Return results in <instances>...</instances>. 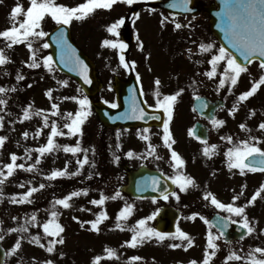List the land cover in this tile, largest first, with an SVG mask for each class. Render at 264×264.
<instances>
[{
    "label": "rangeland",
    "instance_id": "1",
    "mask_svg": "<svg viewBox=\"0 0 264 264\" xmlns=\"http://www.w3.org/2000/svg\"><path fill=\"white\" fill-rule=\"evenodd\" d=\"M201 1L202 3L206 2V0ZM3 6L10 7V0H4L3 4H0V31L9 28V26L5 23L7 17L5 16V13H3ZM146 15H148V17H141V19H144L145 21L139 22L137 24V30H144L147 33L151 32V34L154 35L155 38L148 55L149 57L147 56V58L143 60L136 59L127 61V63L130 65H132L133 62L135 63L133 73L136 75V77L139 76L142 80L145 77H147V79H159L161 81V84H171V82L168 80V73L170 70L174 69L183 71L184 69L196 68L201 71V78L203 80V84H205V91L208 92L211 86L214 87L219 83V80L223 73V68L225 66V62L223 61L218 65L217 73L213 77L214 81L216 82H213V80H211L209 84L205 80V73L211 70L209 60L211 59L212 55L216 54L217 47L213 48L209 52H201L200 50V44L213 43L211 40L208 41L210 38L206 31V25H208V21L204 19L203 15L196 18V20H186L188 23H185V25L183 24V20H181L180 24H183V28L181 29H184V31H182L183 34H181V37L183 38L181 42H177L176 40V36H178V34H174L175 29L173 22H170L166 25L165 23L161 24L162 18L160 15L156 13H148ZM156 19L158 21L154 22ZM187 26H189L190 29H187ZM160 27H162V29ZM159 32H161V36L157 40L156 36ZM97 35L98 33H96L94 36L97 37ZM35 55L36 58L40 57V55ZM16 59L18 63H20L21 60L19 54H17ZM29 60L30 59H26L24 61V65H28ZM108 62L110 61L106 60L101 63L97 62L96 65V70L98 68H101L100 75L97 73V77L102 84V92L98 95L96 100L103 102L106 101V103H112L110 86L112 85L113 78L117 77L118 79H123L125 78V76L120 73V64H118L117 62L110 64L111 67L115 68V72L110 73L104 70V65H106V63L108 64ZM145 67L150 71L148 74L143 76L146 72L142 71L141 68ZM173 73L175 75L179 74L178 71H174ZM44 78V76H41L40 80L37 82L38 87H41L39 90H35L31 93L30 91L21 92L20 96L17 97L16 94H19V89L10 85L9 87H7L6 84L7 82H9L8 79H6L7 82H5V79L1 77L0 87L5 88L7 91H5L4 93H0V99L6 102L5 104H0V118L11 116L9 118H6L8 120L5 119L4 122H0V137L6 138L1 148H17V145L19 144V133L21 131L19 121L20 117L19 114L16 111L13 112V110L20 104H31V106H33L32 108L37 112L42 110V114L38 115V117L40 118L38 123L36 124L37 127L35 129L39 134L45 125L43 120L44 116L52 114L53 111H56L52 109V104L55 103L58 105L57 114L59 113L63 117H67L66 114L68 112H72L74 114L77 110H79V105L75 102V100L65 99V97H76L77 99L83 98L75 85L73 86V90L72 86L61 85V83H66L68 79L64 77L62 81L58 83L61 80V77L51 74L49 77L51 81L49 80V83L44 86L42 82ZM248 80L249 78L246 75L242 74L239 77L237 84L243 86ZM146 83L147 82H145V84ZM229 84L230 82L228 83V85ZM12 89H15V91H12ZM168 89L169 86H167V90ZM49 90H51L52 92L51 98L46 95ZM71 92H73V96H71ZM214 94L220 95L221 93L219 91ZM256 96H259V94L256 93ZM249 98L254 99V95ZM61 100H64L66 102L72 100V104H65L66 102H63L64 104H62L61 107V102L57 103ZM182 110V115H191V111L188 106H182ZM92 112L93 111H91L90 116L95 115ZM227 112L228 109L223 110L221 111L220 115H226ZM51 120H53V118H51ZM34 121L35 119L27 122L26 124L34 123ZM49 125L50 121H48L47 126ZM47 126H45L43 130L45 132L39 135L40 141L36 144L37 147H42L47 144ZM28 127H31V131L34 129L33 126H25V128ZM57 127L60 131H65L64 126ZM37 133H34V135L38 136ZM60 140L61 139H59V141ZM76 141L77 140H75V143ZM56 142L58 141L56 140ZM90 145L91 148L94 147L92 146V143ZM16 150H19V147ZM1 152L2 151L0 150V153ZM53 152L55 151L46 153V155H41V157H34L33 160L34 162H36L37 158H39L41 164L48 162L49 164H51V157L54 156L57 159L55 166L58 168L65 167L70 154L64 151H57L56 154L50 157V153ZM84 156L85 152H79L75 155H72L74 166H77V161L82 160ZM92 162H94L93 158ZM101 165H104V163H101ZM217 166L219 169L218 172H213L211 175L201 181V186L205 187L206 193H212L220 202L224 204L232 203L234 206L238 207L246 206L245 214L248 217L250 226L256 229L259 228L264 230V192L261 193V196L258 197L253 204H248V201L251 199L254 193L260 189L261 185L257 184V182L255 181L257 177L252 173H247L246 171L244 172V174H241L238 169L230 170L229 168H224L220 160H218ZM50 168L51 165L46 169L49 170ZM35 173L40 174L38 172ZM116 173L117 172L115 171L114 174L116 175ZM41 174L47 181H49V179H47L49 173L42 172ZM200 174L201 170L198 169L197 176L199 177ZM19 175V171H14L13 175L9 177V180L5 182V184L0 185L2 186V188L0 187V211L6 204V200L4 199H7V202L9 201L10 209L17 210L18 202H12V197H16L17 200H19L31 188H36L37 191L35 192L39 191L40 188L38 186L29 185L26 187H21L19 183ZM115 175H113L111 168L106 171L107 179L113 180ZM65 177L66 176L59 178H61L62 181H65ZM78 189L79 187L75 186L73 188V191H77ZM117 191L118 188L115 186L97 188L93 189V191L88 192L83 196V199H90L89 203L87 202L85 204H82L81 202H79V199H77L78 201L74 200L72 206L66 209H62V206L57 205L56 212L58 213V216L56 220L64 228V232L61 233V236L64 239V243L60 245L56 244L54 246V251L52 253H49L44 247L48 246L49 241L52 240L53 237L39 232L40 244L44 245V247L36 245L39 254L34 255L33 253L32 256L29 255L30 259L33 262L38 259L39 264H47L48 261H52V264H93L94 258L100 256L102 259L99 261V264H189L188 262L196 261L197 258L201 257L198 241H196V243H193L190 247L188 245L186 247L180 245V247L174 248L170 247V245L172 244L169 240L164 239L161 241L153 237L150 240H146L142 244H138L136 247H130L126 242L130 241L133 235L131 229L136 226L137 222L141 219L146 220L147 226L153 228V220H148L147 218L149 216L155 215L160 206L156 202L132 203L130 199H124L122 197H118L113 200L111 197H113ZM101 194L108 197V199L110 200L107 199V202L105 201L103 205L92 204L91 201L98 200ZM38 196L42 197V193H40ZM233 197L238 198L234 201ZM73 199L75 198L73 197ZM175 201L176 199H168V205L173 208L175 206ZM191 201L194 203L200 201L204 205V210L201 208V206H197L193 210L195 213H199L200 216H205L208 212L211 211V208H214V210L217 209L219 211L226 212L224 210L216 208L211 203V199H203V201L202 199H191ZM77 203L79 205H77ZM125 205L133 206V215L131 214V216H129L127 220H120L119 223L121 225V228H117V215L122 210V208L125 207ZM49 210H51V207L47 206L46 211ZM101 212H105L107 218L102 220V222L97 226L98 230H94L92 228L91 222L95 221L97 215ZM187 212L190 211L186 210V212L182 214L183 221H180L178 227H180L183 231L186 229H192L196 232L192 235L195 236L196 239H198L197 234H200V229L202 233H205V228H202L203 225L199 217L195 216V218L193 219L192 217L194 215L189 216ZM0 214L2 215H0V233H6L8 229H13V227L21 222V219H19V217L21 216L17 213L13 215V217H11L10 214V217H6V219H3L4 217L1 212ZM230 215L232 219L234 218V220L237 218L241 219L240 217H236L233 214ZM50 219H52L51 214L41 215L40 223L42 222V220L44 221V223H46ZM35 223L38 225L37 220L35 221ZM31 225L35 226L34 223H32ZM21 226L26 227V224L22 223ZM27 227L32 228L31 226ZM83 230L85 232V236H82ZM84 242L86 243V245ZM77 243L79 245V249L75 248V245ZM186 243L187 242H185V245ZM174 244L179 245L180 243L175 242ZM61 245H63V247H61ZM106 248L113 249L116 253V256L110 259L107 258V253L105 252ZM251 251L252 250H248L246 241L244 242V245L238 250L239 253H248ZM132 257H140V259L137 261H132ZM245 257L247 259H241V261H239L240 259L238 261L234 260L229 264H247L248 256Z\"/></svg>",
    "mask_w": 264,
    "mask_h": 264
},
{
    "label": "snow or ice",
    "instance_id": "2",
    "mask_svg": "<svg viewBox=\"0 0 264 264\" xmlns=\"http://www.w3.org/2000/svg\"><path fill=\"white\" fill-rule=\"evenodd\" d=\"M137 0H85L84 3L79 4L76 7H68L62 4L56 3V0H30V6L24 10L21 4H17L15 7L12 8L10 13V20L12 24L9 28L0 31V38H3L6 41V47L11 48L13 45L20 44V43H27V46L30 51H32V62L28 65L31 68L40 67V64L36 61L35 51L32 49V39L31 38H41L47 35L41 29L42 21L47 17L50 16L58 25H68L73 19L76 20H83L86 19L90 14H92L97 9H111L117 3H126L128 5H132L136 3ZM224 2V9L218 13L221 17V23L218 25L221 31L224 33L225 40L228 43V46L233 49L236 53L239 54L240 57L243 58L244 61L251 63L253 59L262 58L261 59V68H264V0H223ZM190 0H177V2L171 3L169 7L171 8H179L184 11H190L188 8V4ZM23 15V19L20 20L19 17ZM167 18L161 20V24L165 22ZM125 24V19L122 17L116 20L114 23L107 27V32L112 36L118 37L119 36V29L122 25ZM177 29L181 28L182 25L179 23L175 24ZM57 43L60 45L62 54H61V62L65 64V66L69 67L70 71H76L80 77L83 79L85 84L91 83L89 76H88V66L80 59L79 56L75 55V50L71 48L70 45L67 44L66 40L63 37V33L61 32L58 36ZM102 46H106L112 49H118L120 52L119 61L122 66L125 68L129 67V64L125 61V56L123 55L124 50L127 48V44L123 41L114 40V39H105L102 42ZM44 48L49 47L47 43L43 44ZM201 52H209L214 48L213 43L207 44H200ZM191 51V50H189ZM225 62V66L223 68V73L219 80V87H224L226 82H230L232 86H235L238 83V79L242 73L246 72L248 69L244 64L238 62L237 56L233 54L232 51H229V48L225 46H220L216 52V54L212 55L211 59L209 60V64L211 65V70L206 72L205 74L212 78L217 73V67L220 62ZM9 62L8 57L5 55L4 51L0 49V65H4ZM43 65L49 71L53 70V61L52 57H45L43 60ZM133 68L135 67V63L133 62L131 65ZM24 77L22 75H18L17 79L22 80ZM137 80H139V76H137ZM156 86V91L154 95L157 97L155 103L156 110H163L165 119L163 120V143L168 149H172V145L175 143L172 133L170 131V122L173 118V109L174 105L177 102L178 97L181 95L183 89L177 91L175 94L171 95H164L162 99L159 97L161 93L159 91V86L161 81L156 79L154 81ZM261 85H264V75H262L258 81L253 82L251 88L243 93L240 94L238 97V101H245L249 97L253 96ZM7 91L5 88L0 87V93H4ZM15 91V89H12ZM231 91V89H229ZM46 95L51 98L52 92L49 90ZM141 95L143 92L141 91ZM65 99H73L79 105V110H77L74 114L72 112H68L66 114L67 119L70 122H66L64 124V128L67 129V135L75 136L77 134L82 135V126L84 125L87 118L91 115L90 110V102L87 96L83 98L77 99L76 97H65ZM199 99V97H197ZM6 102L0 99V104H5ZM110 107L116 108L117 105L115 103L111 104ZM52 109L56 110L52 112V115H56L58 111V105L52 104ZM37 115L42 114V110L35 113ZM254 114V113H253ZM30 111L29 109H25L23 113L24 119L30 118ZM147 113L145 110L139 106L136 101L135 96L132 97V103L129 110L120 116L116 117L115 119H136L142 120L145 118ZM2 119V118H0ZM151 119L159 120L160 116L153 115ZM44 123L45 126L48 125V117L44 116ZM213 125L220 126L223 125L225 122L223 120H217L215 118L212 119ZM242 129L246 128V125H240ZM261 130H264V123L259 125ZM145 135H141V139L148 140L149 136L146 133L149 132V129L145 128L143 130ZM39 134V133H37ZM192 135V131L189 132ZM65 133L60 131L55 122L51 124V133L47 138V144L45 146L39 147L36 149L41 155L45 153L52 152L53 150L59 149L61 146L54 142V138L57 136H63ZM27 136V133H25ZM5 137H0V147L3 146L5 142ZM222 139H227L229 142L232 141L231 137H222ZM206 144L207 142L204 141ZM148 155L155 154V146L152 144L148 145ZM216 149V145H212L211 148L204 147L203 153L205 156H210L213 151ZM63 151L66 153H72L73 155L84 151L85 153L87 150H82L80 147V142L77 141L74 147L72 146H63ZM129 157H132L134 153L129 152L127 154ZM227 157V164L228 168L231 169H238L241 174H244L245 170L249 172H256L262 171L264 172V150L260 147H257L254 143L249 141H242L237 145L229 148L225 153ZM259 157L260 159L257 160L256 158ZM18 157L15 154L11 155V162L4 165L7 172L5 174L4 171L0 170V185L4 184L8 177H11L16 168L25 169L24 164H17ZM118 160L119 157H116ZM171 159L174 161L173 168H182L184 165V160L180 157V155L175 151L171 150ZM36 164L40 163V159L37 158ZM78 165L82 168L85 164L88 163L87 155L84 156L82 160L77 161ZM35 165L28 167L25 169L26 171H32ZM78 173H71L69 174L66 170H53L50 176L47 179H55L57 177H64L66 175H76ZM173 184H176L181 191H186L189 186H194L195 181L192 177L184 175L183 173H177L175 176L170 178ZM45 185L41 184L40 188H43ZM159 187V179L156 177L152 178L151 188L153 191H156ZM139 190V189H138ZM37 191L36 188H31L27 193H25L19 200L16 197H12V202L16 203H24L30 202L29 197ZM264 192V184L260 186V189L257 190L251 199L248 201V204H253L258 197L261 196V193ZM84 194H87V191L84 190ZM242 194V193H241ZM80 195V192L73 191L69 196L64 197L63 199H58L55 201V204L62 205L64 208H68L69 200L72 197ZM169 193L165 190L162 193L163 198L166 200L168 198ZM171 195H175V193H171ZM120 196V192L117 191L112 199H116ZM205 199L211 198V203L218 209L224 210L230 214L235 215L236 217H240L239 221L231 219L229 217H218L217 223L219 224L218 231L220 235H224V230L227 229L229 223L236 224L239 223L240 228L245 229L247 233H252L254 228L250 226L249 220L247 215L245 214V207L246 206H234L232 203L224 204L220 202L212 193L208 192L205 194ZM238 197H233L235 201ZM108 197H105L101 194L98 200H92L91 203L95 205H103L105 200ZM179 199V197H177ZM132 205H125V207L118 213L117 215V228H121L119 223L120 220H127L128 217L132 213ZM58 213L56 211L51 212L52 219L48 220V222L42 225L43 232L45 235L53 237L52 240L49 241L46 251L52 253L54 251V246L59 243L63 244L64 239L61 236V233L64 232V228L61 224H59L56 220ZM106 213L101 212L97 215L96 220L92 221V228L94 230H98V225L102 222V220L106 219ZM195 218V214L192 217ZM37 219L35 214H32L30 221L35 222ZM148 220L154 219L153 216H149ZM204 222L207 224L208 221L201 217ZM211 227V225H210ZM123 230V229H122ZM9 231H27V228L21 226L20 229H10ZM131 231L133 235L131 240L126 242L130 247H136L138 244H142L146 240H150L155 237L158 240H164L168 236H172L175 238H179L182 241H187V245L190 247L193 244V239L187 233L180 230L177 227L175 233H165L159 232L155 228L148 227L146 220L141 219L137 222V225L134 226ZM56 237H60L59 239H55ZM3 236L0 235V240H3ZM219 237L213 236L211 232H209L207 237V247L205 250L204 259L202 264H210L212 257L215 256L216 250L218 245L214 242ZM32 242H35L41 247L44 245L40 244V237L34 236L32 237ZM21 244L19 240L15 243L14 247L10 250V252L6 253V255H11L15 253ZM170 247H180V245H170ZM208 249L212 251L209 252ZM187 250V249H185ZM107 253V258H113L116 256V253L113 249H105ZM254 253H259L262 257H264V248H255L248 254V261L247 264H264V258H257ZM102 258L97 256L93 260V264H99V261ZM140 257H132V261L139 260ZM239 260L241 259L235 253H231L227 258V260ZM47 264H52V261H48ZM190 264H197L196 261H191Z\"/></svg>",
    "mask_w": 264,
    "mask_h": 264
},
{
    "label": "flooded vegetation",
    "instance_id": "3",
    "mask_svg": "<svg viewBox=\"0 0 264 264\" xmlns=\"http://www.w3.org/2000/svg\"><path fill=\"white\" fill-rule=\"evenodd\" d=\"M143 1L144 0H137V2L132 5H128L126 3H117L111 9L95 10L86 19H73L68 25H61L66 26L71 36L77 38V42L82 46L83 50L93 53L102 59H119L120 55L118 49H112L106 46H102V42L105 39L123 41L125 44H127V48L123 52L125 59H134L139 55H144L146 53V50L148 49V42L143 44L141 48L138 49L136 40H134L133 42H129V40H123L121 36L122 29L128 26L131 33H133L132 29L137 22L138 13H145V11L147 10L165 17V13L163 12L154 9H146V5L143 3ZM56 3L68 7H76L79 4L83 3V1L56 0ZM21 5L23 6V9L26 10L30 6V3ZM11 10L12 8L9 9V16ZM122 17L125 19V24L122 25L118 30L119 36H112L107 32V27ZM23 18V15L19 17L20 20H22ZM89 21H94L96 22L97 26L104 27V34L98 41H93L89 38H86L84 36V33L82 32L81 25ZM61 25L56 24V22L50 16H47L42 21L41 29L38 30H43L45 33H47L48 31L46 32L44 30L45 28H49L51 30ZM42 38L44 39V37L31 38L32 49L34 51L41 50V47L39 45ZM18 52L20 53L21 59L23 61L27 59V55H32V51L29 50L27 43H20ZM14 55V52H10L9 54H7L8 58L14 57ZM10 70L17 72L22 76L36 75L39 71L38 68H29L27 65H22L19 68H10L9 71ZM125 71L127 74H129V70L125 69ZM174 71H178L179 74L175 75L173 73ZM256 71L259 72L256 75H246L249 80L243 85L242 93L249 90L253 82L258 81L259 78L264 75V72L258 70ZM168 75L171 76V78L168 79L171 84H160V99H162L164 95L175 94L177 91L183 89L175 105L180 104L181 106H184L189 105L195 97L203 95L198 86L191 84L192 79L186 78V74L183 71L173 69L169 71ZM167 86H169L168 90ZM155 91L156 86L154 83L151 84L150 89H144L143 91L144 100L152 109L155 108L157 99V97L154 95ZM256 93L259 94V96H256ZM256 93L254 94L253 100L248 98L247 100L241 102L238 101V97L240 95H235L232 89L231 91L227 90L224 94V98L226 100V103H228L230 111L227 115L214 116L215 119L223 120L225 122L220 126L213 125L212 121L207 122L205 120H202L196 115H173L169 127L175 143L172 145L171 150H175L184 160L185 163L182 168H173L172 165L174 161H172L171 159V150L168 149L163 143V120L165 119V117L161 119L160 124H151L148 127L144 126L135 128L120 127L113 130L104 128L97 121V118H91L87 122L88 126L86 135L87 137L91 138L92 143H94L95 145L93 157L95 165L92 173L88 171L89 166L86 169L84 165L83 168L77 172L78 174L67 175L64 185H73L75 181L81 182L83 186L88 185L91 180L96 183L101 182L102 184H104L106 181L111 182L112 179H105L106 171L110 168H114L117 172L120 173V175L115 176L113 179L114 183L119 186L126 183L128 172L137 171L142 168L157 171L169 179L175 176L177 173H183L184 175L192 177V179L195 181V185L189 186L188 191H182V193L176 196L174 199H177V197H179V203L183 204L181 209H184L185 212L186 210H189L190 212L187 213H189L190 215L196 214L200 216L199 213H195L193 211L196 206L193 205V202L188 201V199H205L204 197L206 191L205 187L201 186V181L211 175L213 172L219 171L217 166L218 160L222 162L224 168H228L227 157L225 156L227 150L242 141H249L251 143H254L257 147H260L262 150H264V130H261L259 128V125L261 123H264V85H261ZM211 95H214V93L211 92ZM239 103H243L246 110L242 115H233V107ZM161 111L163 110L161 109ZM151 121H154L156 123L158 120L151 119ZM196 123L203 124L208 130V139L206 140V144L192 138L189 134L193 125ZM239 124L246 125V128L242 129ZM145 128L149 129V132L146 133V135L149 136L148 140H143L140 138L141 135H145V133L143 132ZM222 137H231L232 141L229 142L227 139H222ZM149 144L155 146L156 151L154 155H148ZM66 145L73 147V136H69L67 135V133ZM212 145H216V149L210 156H205L203 153L204 147L207 146L211 148ZM129 152L134 153V155L132 157H129L127 155ZM36 154H38L36 149H27L26 147H23L22 153L19 155V162H23L22 164H24L25 169H27L28 167H30L28 165V161H30L31 157L35 156ZM69 154L70 157L67 159L65 170L69 174H71L74 173L75 170L72 157L73 154ZM24 157L26 158L24 159ZM116 157H119V159L117 160ZM101 163H105V165H101ZM55 164H53L52 171L58 170V167H56ZM34 168H38V165H35ZM18 169L20 168H16L15 170ZM25 169H20L24 173V175L22 176L23 181L27 180L26 178L28 176V173L31 172L26 171ZM198 169L201 170V174L199 177L197 176ZM245 171L247 173H252L257 177L255 179L257 184H264V172L259 170L256 172H249L247 170ZM51 180L52 188L57 190L59 177ZM5 200L6 204L2 209V213L5 215H9L11 212H13V210L10 209V204L7 203V199ZM54 200V196L52 197V199L48 200L52 204V207H54L55 204ZM37 201L38 199H32V205L34 206V204H37L38 208H40V203H38ZM39 202H42L41 199L39 200ZM31 208V205H27V201L24 203H19L18 213L21 217H25L28 211L31 210ZM44 208H47V206H45ZM201 208L204 209L205 207L202 206ZM209 232H211L213 236L219 237L214 241L218 245V248L216 250L215 256L212 257L210 264H229L231 263V261L233 262L234 259L226 261V258L231 253L238 251L244 245L245 241L247 243L248 250L250 249V247L252 250H254L255 248H264V230L259 228H254L253 233L248 234L243 240H235L232 243L225 242L224 239L218 234V232L213 230L212 228H205V233H202L200 229V234H197L198 239H196V237L192 235L196 233L195 231H193L192 229H187L185 233H187L195 241L199 242V251L201 253V257L196 259L197 264H202V261L204 259ZM18 236L19 241H21V247L11 255H6V253L10 252L14 245L1 243L4 251L3 264H39L38 259H34L35 262L30 259V256H32L33 253L34 255H37L39 253L38 248L36 247V245L38 244L32 242V237L39 236L38 230L27 229V231L19 232ZM168 239H171L172 241L178 243L187 242L175 237ZM0 241L3 242V240ZM208 251L211 252L212 250L208 249ZM254 255H256L257 258H264L259 253H255Z\"/></svg>",
    "mask_w": 264,
    "mask_h": 264
},
{
    "label": "water",
    "instance_id": "4",
    "mask_svg": "<svg viewBox=\"0 0 264 264\" xmlns=\"http://www.w3.org/2000/svg\"><path fill=\"white\" fill-rule=\"evenodd\" d=\"M217 1H218L217 4L219 6L218 11L211 12L210 9H199V11L202 10L211 16V29H213L214 34L220 40V42L223 44V46L228 48V44H227V41L225 40L224 33L221 31L220 27H218V25H220V23H221V17L218 15V13H220L224 9L225 5H224L223 0H217ZM256 59H258V58H256ZM81 60L88 66V76H89L91 83L85 84L83 79L80 77V75L77 72L68 73V74L70 76H72L73 78H75L79 82L83 91L87 95L93 96L98 92L100 86L97 84V81L94 77V70H93V66L91 65V63H89V61L86 58H81ZM59 67L62 70H65L67 68L62 63H61V65H59ZM122 87H123L122 84H120V83L116 84L115 91L117 92V94L122 89ZM130 106H131V103L129 101H121L120 108L118 110L107 109L105 106H103L101 104H94L93 105L96 113L98 114V116L100 118L104 117V116H110V118H113V120H114V118H116V117L120 116L121 114L127 112L129 110ZM139 106L145 110L147 115L150 114V112H148L141 104ZM197 109L200 110L199 107H197ZM102 122L107 127H109V126L115 127V126H117V124L118 125L123 124L125 126H130V125H138V124L144 123L145 121H139V120L122 121V120H119L117 122L116 120H114V122L117 123L114 125H111L113 121H107L106 122V121L102 120ZM135 175L136 174H130L129 175L128 185L121 189V191L123 193L130 195L132 197H137V198H144V197L158 198V194L162 195V193L165 190L167 191V193H171L173 190L172 186L166 181V182H164V185L162 187H158L156 191H153L151 188V182H149V180L151 178L143 177L144 180L136 183L135 180L139 176H142L143 173H141L138 176H135ZM177 216L178 215L175 211H173L169 208H164L160 212V214L158 215V217L156 219V230L159 232L173 233L174 232V222L177 219ZM164 218L166 219V221L163 220ZM217 218H218V216H214L210 220V224L218 229L219 224L217 223ZM242 230L243 229L240 228L239 225L229 223L227 229L224 230L223 236L226 239L231 238L233 236L241 237L244 235ZM1 262H2V257L0 256V264H1Z\"/></svg>",
    "mask_w": 264,
    "mask_h": 264
}]
</instances>
